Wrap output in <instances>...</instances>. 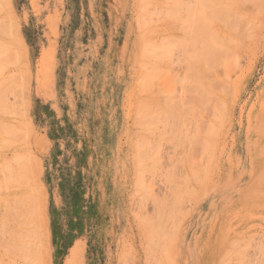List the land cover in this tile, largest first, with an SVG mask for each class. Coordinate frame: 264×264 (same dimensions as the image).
Here are the masks:
<instances>
[{"label":"rangeland","instance_id":"1","mask_svg":"<svg viewBox=\"0 0 264 264\" xmlns=\"http://www.w3.org/2000/svg\"><path fill=\"white\" fill-rule=\"evenodd\" d=\"M141 1L0 0V264H264V0ZM205 1L228 4L234 22L209 25L217 8ZM215 40L218 62L211 45L214 63L199 53L193 68ZM37 84L61 102L54 128L69 124L83 148L52 157L80 167L55 166L58 177L82 181L56 196L44 192V130L31 119Z\"/></svg>","mask_w":264,"mask_h":264},{"label":"crops","instance_id":"2","mask_svg":"<svg viewBox=\"0 0 264 264\" xmlns=\"http://www.w3.org/2000/svg\"><path fill=\"white\" fill-rule=\"evenodd\" d=\"M39 83V82H38ZM43 87L40 88L39 84L36 86V90L34 91V97H32L30 101V111H31V119L34 124V126L41 127L44 130L43 133V139H44V148L43 152L45 162L43 164V183L49 186V190L47 192L44 189V192L49 194L50 196H56L58 194V189H56L58 185L65 184V183H71V184H81L82 181L80 178H76L75 181L67 180L64 177H58L57 170L55 169V166L64 168L72 169L74 168V173L77 174L78 177H80V170H78V165L75 164L72 165H64L62 166V163L59 165H56L54 161L52 160V157H57V154H66L68 151L72 150L73 152L82 153L83 148L80 145L74 144V139H71L70 129L68 128L70 125L68 124L67 130L63 131V128H54L53 122L58 121L60 119V115L62 109H61V102L57 100V97L54 96L53 90L49 92V95H46V92L42 91ZM108 99V98H107ZM109 102H106L108 104ZM48 112V113H54V118H47L43 117L41 112ZM51 116V115H50ZM68 116V115H67ZM69 117V116H68ZM48 119L50 121H48ZM53 121V122H52ZM42 123V124H41ZM103 135V134H101ZM100 134L98 137L101 136ZM76 136V135H74ZM96 151L107 153L110 152V147L108 145L99 144L96 146ZM61 159V156L59 157ZM67 160V159H65ZM61 162V161H60ZM60 168V169H61ZM97 168L103 171L101 174L104 175L107 173L106 165H103L100 167V164L98 162ZM105 171V172H104ZM100 182V181H99ZM98 182V183H99ZM106 179V183H107ZM54 231V230H53ZM52 231V233H53ZM54 236V233L52 234ZM74 240L72 241L71 245L68 247L69 249L77 248L80 251V244H83V238L81 237L79 233L74 235ZM80 254V253H79ZM71 255V254H70ZM73 260H68L67 264H72ZM76 262V261H75Z\"/></svg>","mask_w":264,"mask_h":264},{"label":"bare ground","instance_id":"3","mask_svg":"<svg viewBox=\"0 0 264 264\" xmlns=\"http://www.w3.org/2000/svg\"><path fill=\"white\" fill-rule=\"evenodd\" d=\"M142 1H143V0H142ZM142 1H141V2H142ZM168 1H169V0H168ZM197 1H198V0H197ZM201 1H202V0H201ZM211 1H212V0H211ZM217 1L220 3V0H216V2H217ZM221 1H222V0H221ZM243 1H245V0H243ZM247 1H248V0H247ZM247 1H246V2H247ZM141 2H140V4H141ZM202 2H204V1H202ZM202 2H201V3H202ZM209 2H210V1H209ZM214 2H215V1L213 0V3H214ZM216 2H215V3H216ZM218 2H217V3H218ZM224 2H225V1H224ZM224 2H223V3H224ZM226 2H227V1H226ZM230 2H231V1H230ZM234 2H235V1H234ZM241 2H242V1H241ZM241 2H240V3H241ZM246 2H245V3H246ZM249 2H251V1L249 0ZM187 3H188V1H187ZM215 3H214V4H215ZM217 3H216V5H217ZM221 3H222V2H221ZM228 3H229V2H228ZM231 3H232V2H231ZM240 3H239V4H240ZM245 3H244V4H245ZM4 4H5V3H4ZM142 4H144V2H142ZM202 4H203V3H202ZM204 4H208V2L205 1ZM232 4H233V3H232ZM249 4H250V3H249ZM196 5H197V4H196ZM199 5H200V4H199ZM209 5L212 6V4H208V6H209ZM216 5H215V6H216ZM247 5H248V4H247ZM2 6H3V5H2ZM184 6H185V5H184ZM200 6H201V5H200ZM211 6H209V7H211ZM215 6L213 5L212 8H217V10L214 9L216 12H215L214 10H212V8H207V9H206V10L211 9L210 11H214L213 14H212V12L209 13V14H210L209 17H211L212 20H211V21H210V20L208 21L207 18H206V20L208 21V24H209V25H210L209 22L212 23L213 20H214V22H215V19H216V18L218 19V21H221V22H220L221 24H222L223 21L225 22V21L227 20V22H225V23L222 24V25L224 26V28H225V24H226V23L228 24V21H229V18H228V17H231V18L233 17V14H232V16H231V12H230V10L228 11V9L230 8V6H229V8H226V6L228 7V4H226V6H225V4H222L221 6H219L220 8H222V9H221V10H223L222 12H220V8L215 7ZM223 6H225V8H226V10H227V13H226L225 8L223 9ZM3 7H5V6H3ZM166 7H167V6H166ZM190 7H191V6H190ZM190 7L187 6V8H188L187 10H189ZM194 7H195V4H194ZM194 7L192 6V9H193ZM203 8H206V7L204 6ZM3 9H5V8H3ZM7 9H8V8H7ZM173 9H174V8H173ZM194 9H197V10H198V8H196V7H195ZM201 9H202V8H201ZM218 10H219V11H218ZM224 10H225V11H224ZM2 11H5V10H2ZM2 11H1V12H2ZM8 11H9V10H8ZM8 11H6V12H8ZM153 11H154V10H153ZM194 11H195V10H194ZM194 11H193V12H194ZM203 11H205V10H203ZM203 11H202V12H203ZM210 11L208 10L207 12H210ZM231 11H232V10H231ZM9 12H10V11H9ZM191 12H192V11H191ZM195 12H196V11H195ZM198 12H199V10L197 11V13H198ZM207 12H205V13L207 14ZM217 12H220V15H219ZM232 12H233V11H232ZM144 13H145V11H144ZM185 13H186V16H187V13H188V12H185ZM197 13H195V14H197ZM199 13H200V12H199ZM222 13H223V14H222ZM225 13H226L227 15H226ZM229 13H230V14H229ZM5 14H6V13H5ZM188 14H189V13H188ZM195 14L193 13L192 15L195 16ZM224 14L226 15V17H224V16H225ZM10 15H11V14H10ZM201 15H202V14H201ZM207 15H208V14H207ZM211 15H212V16H211ZM213 15H215V16H213ZM217 15H218V16H217ZM171 16H172V15H171ZM174 16H175V15H174ZM194 16H193V17H194ZM196 16L200 17L198 14H197ZM203 16H204V14H203ZM222 16H223V17H222ZM11 17H12V16H11ZM188 17H189V16H188ZM209 17H208V19H209ZM212 17H213V18H212ZM218 17H222L223 19L226 18V20H219L220 18H218ZM4 18L7 19L8 17H4ZM170 18H171V17H170ZM191 18H192V17H190V19H191ZM8 19H9V18H8ZM164 19H165V18H164ZM167 19H168V18H167ZM167 19H166V20H167ZM174 19H175V18H174ZM190 19H189L188 24H189V23H191V24H193V23L195 24V23H196V22H193L194 20H192V19H191L192 21L190 22ZM194 19H195V18H194ZM198 19H199V18H198ZM200 19H201V18H200ZM217 19H216V20H217ZM233 19H234V18H233ZM162 20H163V19H162ZM182 20H183V19H182ZM203 20H205V19H203ZM173 21H175V20H173ZM173 21H172V22H173ZM187 21H188V20H187ZM198 21H199V20H198ZM230 21H231V20H230ZM1 22H2V20H1ZM4 22H5V21H4ZM180 22H181V20H180ZM184 22H185V20H184ZM192 22H193V23H192ZM201 22H203V24H201ZM233 22H234V20H232L231 22H229V24H231V23H233ZM147 23H148V22H147ZM151 23H152V22H151ZM151 23L149 22L148 24H151ZM159 23H160V22H159ZM175 23H176V22H175ZM217 23H218V22H217ZM6 24H7V23H6ZM6 24H5V25L3 24V25L6 26ZM140 24H141V23H140ZM180 24H181V23H180ZM182 24H183V23H182ZM182 24H181V25H182ZM204 24H206L204 21H200V26H201V28L205 26ZM229 24H228V26H229ZM1 25H2V24H1ZM13 25H14L13 22H10V23H9V26H8V25H7V26H8L9 28H12ZM181 25H180V26H181ZM203 25H204V26H203ZM156 26H157V25H156ZM173 26H174V25H173ZM173 26H172V27H173ZM180 26H179V27H180ZM182 26H183V25H182ZM194 26H196V24H195ZM198 26H199V25H198ZM228 26H226V27H228ZM0 27H1V26H0ZM153 27H154V26H153ZM161 27H162V26H161ZM174 27H175V26H174ZM183 27H184V26H183ZM188 27H189V26H187V28H188ZM190 27H191V25H190ZM208 27H209V30H208L209 32L207 31V28H208ZM208 27L206 26V29H205V27H204V29H205L206 31H205V30H204V31H203V30H200L201 33H202V31H203V33H204V32H206L207 34L210 33L211 37H215V35H214L213 33L211 34L210 26H208ZM1 28H2V27H1ZM1 28H0V29H1ZM162 28H163V27H162ZM175 28H176V27H175ZM201 28H200V29H201ZM218 28H220V27H218ZM218 28H217V29H218ZM169 29H170V28H169ZM171 29H173V28H171ZM181 29H182V28H181ZM214 29H215V28H214ZM214 29H213V30H214ZM221 29H222V28H221ZM227 29H228V28H227ZM5 30H6V29H5ZM5 30H4V31H5ZM189 30H190V29H189ZM195 30H196V29H195ZM197 30H198V27H197ZM197 30H196V31H197ZM229 30H230V29H229ZM172 31H173V30H172ZM190 31H191V30H190ZM192 31H193V30H192ZM200 31H197V32L199 33ZM170 32H171V31H170ZM188 32H189V31H188ZM5 33H6V31H5ZM162 33H163V32H162ZM190 33H191V32H190ZM190 33L187 34V37H188V35H189V37H190ZM193 33H194V32H193ZM0 34H2V33L0 32ZM165 34H166V33H165ZM191 34H192V33H191ZM199 34H200V33H199ZM199 34H198V35H199ZM3 35H5V34H3ZM148 35H150V34H148ZM193 35H196V34H193ZM200 35H201V34H200ZM204 35H205V34H203L202 36H204ZM210 35H207V36H206L207 38H206L205 36H204L203 38H200L201 41H202V39H203V42H204V43L202 42L203 44L200 42V40H199V42H200L203 46H205L204 44H206V43H205V40H206V39L208 40V39L210 38L211 40H213V38H211ZM220 36H221V35H220ZM1 37H3V36H1ZM162 37H163V36H162ZM164 37H166V36L164 35ZM189 37L186 38V39H189ZM195 37H196V36H195ZM195 37L193 36V37H191V38H195ZM218 37H219V36H218ZM218 37H216V38L220 41V37H219V38H218ZM216 38H215V39H216ZM204 39H205V40H204ZM210 39H209V40H210ZM218 40H215V41H214L215 43L213 42V44H209V42H210V41H209V42L207 43V45L209 46V49H210L211 47L213 48V47H214V44H216ZM221 40H222V39H221ZM20 41L22 42V40H20V36H19L18 33H17V35H16V39H15V42H16L17 45H20V48H21L20 53L22 54V51H23V50L25 51V47H24V44L21 43ZM192 41H194V39H191V41H187V42H188V43H189V42L192 43ZM1 43L3 44V42H1ZM151 43H152V42H151ZM193 43H194V42H193ZM148 44H149V43H148ZM153 44H154V43H153ZM189 45H190V47L188 48V50H189L191 47H193V45H191L190 43H189ZM194 45H195V44H194ZM199 45H200V44H199ZM199 45H198V46H199ZM202 45L199 46L200 48H197V47H196V48L198 49V53H196L197 50L195 49V50H196L195 54H196V55H199V57H197V56L195 57V58L197 59V60H195V61H198V62H195L194 67H193V60H194V59L191 61L190 65L192 64L191 67H193V68H196L199 64H202L201 61H200V63H199V60H201V57H200V54H199V53H202V55H205L204 57H202V58H203L202 61H203L204 59H206V60H204L205 62L203 61V62H204V63H203L204 66H205L206 62H208V63L211 65V62L214 63L213 61L216 60L215 62H218V60H219V58H217V57H219V55H217V54H218V52H217V51H218V50H217L218 48H217V49H216V48H213V49L216 50L217 53H216L212 48L210 49V52H209V50L205 51V50H206L205 47H204V49L202 48V50H204L205 52L202 51V50L199 52V49H201V46H202ZM211 45H213V46H211ZM147 46H148V45H147ZM150 46H151V45H149V47H150ZM153 46H154V45H152L151 47H153ZM210 46H211V47H210ZM206 47H207V46H206ZM215 47H216V45H215ZM10 48H11V47H10ZM15 48H16V47H15ZM17 48H18V47H17ZM207 48H208V47H207ZM0 49H1V48H0ZM3 49H5V48H3ZM154 49H155V48H154ZM151 50H152V49H151ZM211 50H212V51H211ZM26 51H27V50H26ZM159 51H160V50H158V52H159ZM189 51H190V50H189ZM213 51H214V56H215V54H216L217 57L215 56L216 58H215L213 61L210 62V59H209V58H210V57H211V58L213 57V56H212V55H213V53H212ZM49 52H50V51H49ZM49 52H47V53H45V54L42 55V59H41V61H40L41 64H44V63L46 62V60H47V56H48ZM154 52H156V51H154ZM193 52H194V50H193ZM193 52H191V53H193ZM7 53H8V52H7ZM11 53H12V51H11ZM15 53H16V52H15ZM18 53H19V52H18ZM207 53H208V56H206ZM209 53H210V56H209ZM219 53H220V52H219ZM2 54H3V53H2ZM21 54H20V55H21ZM23 54H24V53H23ZM147 54H148V53H147ZM152 54H153V53H152ZM152 54H149V55H152ZM159 55H160V54H159ZM191 55H192V54H191ZM202 55H201V56H202ZM21 56L23 57V55H21ZM192 56H194V55H192ZM192 56H191V57H192ZM147 57H148V56H147ZM207 57H209V58H207ZM160 58H161V57H160ZM160 58H159V61H161ZM198 58H199V60H198ZM150 59L153 60V57L150 58ZM150 59H148V60L150 61ZM4 60H5V59H4ZM208 60H209V61H208ZM5 61H6V60H5ZM157 61H158V60H157ZM162 61H163V60H162ZM162 63H164V61H163ZM196 63H199V64H196ZM160 64H161V63H160ZM215 64H217V63H215ZM3 65H4V64H3ZM195 65H197V66L195 67ZM0 66H2V65H0ZM4 66H6V64H5ZM152 66H153V65H152ZM208 66H209V65L206 64V67H208ZM153 67H156V66H153ZM157 67H158V66H157ZM162 67H164V66L162 65ZM191 67H190V68H191ZM213 67H214V65H212L211 68H207V69H209V71H211V69H213ZM193 68H191V69H192L191 71L195 70V69H193ZM1 69H3V68H1ZM197 70H198V68H197ZM195 71H196V70H195ZM195 71H194V72H195ZM0 72H1V71H0ZM196 72H197V71H196ZM27 74H29V73L27 72ZM192 75H193V74H192ZM155 78H156V77H155ZM152 92H153V91H152ZM154 94H156V93H154ZM154 100H155V99H154ZM157 100H158V99H157ZM147 102H148V101H147ZM151 102H152V101H151ZM178 115H179V114H178ZM180 115H181V114H180ZM192 143H193V142H192ZM193 145H195V141H194V144H193ZM193 148H194V147H193ZM192 150H193V149H192ZM193 152H194V151H193ZM191 153H192V152H191ZM190 160H191V159H189V162H190ZM189 165H190V163H189ZM17 167H18V166H17ZM18 172H19V171H18ZM18 176L20 177V174H18ZM4 177H5V176H4ZM148 180H149V179H148ZM180 184H181V183H180ZM11 185H13V184H11ZM15 185H16V184H14V186H15ZM8 186H9V185H8ZM18 186H20V185H18ZM5 187H6V188H9V187H7V186H5ZM10 187H11V186H10ZM20 188H21V186H20ZM20 188H19V189H20ZM138 188H139V187H138ZM138 188H137V189H138ZM181 188H182V186H181ZM11 189H12V187H11ZM14 189H15V188H14ZM14 189H12V190H14ZM182 189H183V188H182ZM1 190H2V189H1ZM17 190H18V189H17ZM19 192H20V191H19ZM19 192H18V193H19ZM16 193H17V192H16ZM30 193H31V192H30ZM31 195H32V194H31ZM174 196H175V195H174ZM17 198H18V197H17ZM19 198H20V197H19ZM22 198H24V197L22 196ZM27 198H28V197H27ZM27 198H26V199H27ZM13 199H15V197H14ZM21 200H22V199H21ZM27 200H28V199H27ZM178 200H181V199H179V197H178ZM22 201H24V200H22ZM25 201H26V200H25ZM25 201H24V203H22V204H25ZM9 202H11V204L13 205V210H14V207H15V203H13L14 201L12 202L11 200H10V201L8 200V204H9ZM30 202H31V200H30ZM32 203H33V202H32ZM177 203H178V202H177ZM20 204H21V203H20ZM2 205H3V204H2ZM12 205H10V206L12 207ZM16 206H17V205H16ZM20 206H22V205H20ZM28 206H30V205H28ZM7 207H8V205H7ZM22 207H24V206H22ZM22 207H21V208H22ZM32 207H33V206H32ZM164 208H165V207H164ZM18 209H20V207H19ZM27 210L29 211V209H27ZM162 210H163V209H162ZM28 211H27V212H28ZM36 211H37V210H36ZM166 211H167V210H166ZM8 212H10L9 209H8ZM22 212H23V211H22ZM37 212H38V211H37ZM4 213H5V212H4ZM31 213H35V212H31ZM31 213H30V214H31ZM38 213H39V212H38ZM170 213H171V212H170ZM1 214H2V213H1ZM35 214H37V213H35ZM35 214H34V215H35ZM15 215H16V214H15ZM23 215H25V214H23ZM7 216H8V215H7ZM28 216H29V215H28ZM30 216H31V215H30ZM41 216H42V215H41ZM17 217H21V216H19V214H18ZM32 217H33V216H32ZM36 217H37V216H36ZM34 218H35V217H34ZM27 219H28V221H30V222L33 223V221H31L32 219H31V220H30L29 218H27ZM17 220H18V218L16 219V221H17ZM19 220H22V219H19ZM10 221H11V220H10ZM13 221H14V219H13ZM22 221H23V220H22ZM25 221H27V220L24 218V222H25ZM28 221H27L26 224L29 223ZM18 222L22 223L21 221H18ZM10 223H11V222H10ZM32 223H29V224H32ZM16 224H17V223H16ZM26 224H25V225H26ZM42 224H43V221H42ZM23 225H24V224H23ZM34 225H35V224H34ZM37 225H38V224H37ZM5 226H6V225H5ZM20 226H21V225H20ZM29 226H30V225H27V227H29ZM32 226H33V225H32ZM41 226H42V225H41ZM7 227H9V226H7ZM18 227H19V226H18ZM21 227H23V226H21ZM24 227H25V226H24ZM24 227H23V229H24ZM42 227H43V226H42ZM35 228H36V227H35ZM10 229H11V228H10ZM26 229H27V228H26ZM33 229H34V228H33ZM38 229H39V228H38ZM7 230H8V229H7ZM7 230H6V231H7ZM17 230H18V229H17ZM27 231H28V230H27ZM27 231L24 232V233H27ZM36 231H37V230H36ZM41 231H42V230H41ZM39 232H40V231H39ZM2 233H3V232H2ZM5 233H6V232H5ZM16 234H17V232H16ZM18 234H19V233H18ZM18 234H17V237H19V240H18V245H17V247L19 248V250H22V251H23V249H25L26 252H28V251H27L28 248L26 247V246L28 245V243H27V244L24 243V242L27 241V240L24 241L25 237H23V239H22V237H21L22 235L20 234V235H21V236H20V235H18ZM27 234H29V232H28ZM32 234H33V233H32ZM43 234H44V229H43ZM7 235H9V234H7ZM25 235H26V234H25ZM240 235H241V234H240ZM0 236H1V234H0ZM14 236H15V235H14ZM31 236H32V235H31ZM2 237H3V236H2ZM11 237H12V236H11ZM37 237H38V236H37ZM34 238H36V237H34ZM26 239H27V235H26ZM28 239H30V238H28ZM31 239H33V236L31 237ZM38 239H39V237H38ZM38 239H37V240H38ZM259 239H260V238H259ZM37 240H36V241H37ZM250 240H251V239H250ZM4 241H5V240H4ZM4 241H3V242H4ZM6 241H7V240H6ZM30 241H32V240H30ZM34 241H35V240H34ZM36 241H35V242H36ZM253 241H254V239H253ZM260 241H261V240H260ZM1 242H2V241H1ZM4 243H5V242H4ZM16 243H17V242H16ZM12 244H13V243H12ZM32 244H33V243H32ZM248 244H249V242H248ZM248 244L246 243V244H244V245H242V246H247ZM258 244H259V243H258ZM262 244H263V243H262ZM2 245H3V244H2ZM9 245H11V244H9ZM15 245H16V244H15ZM234 245L236 246V243L233 244V245L231 244L230 247H233V248H234ZM237 245H238V244H237ZM239 245H241V244H239ZM249 246H250V245H249ZM255 246H257V245L255 244ZM260 246H261V242H260ZM8 247H9V246H8ZM8 247L5 245L6 251H7V248H8ZM12 247H13V246H12ZM12 247H11V248H12ZM17 247H16V248H17ZM238 247H239V246H238ZM258 247H259V246H258ZM262 247H263V246H262ZM26 248H27V249H26ZM29 248H30V246H29ZM233 248H232V249H233ZM239 248H240V247H239ZM239 248H238V249H237V248H234V249H235V250H236V249L239 250ZM245 248H247V247H245ZM8 249H9V248H8ZM12 249H15V247L12 248ZM28 250H29V249H28ZM241 250H243V252L239 250L240 252H237V251H236V253H238V254H239V253H243V254H244L245 250L242 249V248H241ZM257 250H258V249H257ZM261 250L264 251V247H263V248H260V251H261ZM9 251L11 252L10 249H9ZM13 251H14V253H16L15 250H13ZM260 251H259V252H260ZM10 252H9V253H10ZM23 252H24V251H23ZM231 252H232V251H231ZM256 252H257V251H256ZM14 253H13V254H14ZM18 253H19V252H18ZM232 253H235V252H232ZM232 253H230V256L232 255ZM245 253H247V252H245ZM257 253H258V252H257ZM260 253H261V252H260ZM16 254H17V253H16ZM24 254H25V253H24ZM26 254H27V253H26ZM29 254H30V253H29ZM238 254H236V256H239ZM248 254H249V253H248ZM262 254H263V252L261 253V255H262ZM226 255H227V254H226ZM234 255H235V254H234ZM249 255L251 256L252 254L250 253ZM258 255H259V254H258ZM263 255H264V254H263ZM19 256H20V255H19ZM21 256H22V255H21ZM27 256H28V255H27ZM30 256H31V255H30ZM240 256H241V255H240ZM242 256H243V255H242ZM245 256H246V254H245ZM24 257H25V256H23V258H24ZM225 257H226V256H225ZM232 257H233V256H232ZM260 257H262V256H260ZM23 258H22V259H23ZM25 258H27V257H25ZM25 258H24V259H25ZM31 258H32V257H31ZM226 258H228V257H226ZM230 258H231V257H230ZM231 259H232V258H231ZM238 259H239V258H237V261H239ZM253 259H254V258H253ZM255 259H257V258H255ZM255 259H254V260H255ZM26 260H27V259H26ZM219 260H220V259H219ZM232 260H233V259H232ZM243 260H244V259H243ZM245 260H246V259H245ZM248 260H249V259H248ZM257 260H258V259H257ZM261 260H263V259H261ZM27 261H28V260H27ZM226 261H228V260H226ZM229 261H230V260H229ZM249 261H250V260H249ZM249 261H248V262H249ZM255 261H256V260H255ZM28 262H30L29 264H32V259H31V261L29 260ZM234 262H235V261H234ZM256 262H257V261H256ZM228 263H229V262H228ZM240 263H241V262H240ZM258 263H260V262H258ZM225 264H226V263H225ZM250 264H252V263L250 262ZM253 264H255V263L253 262ZM261 264H263V263H261Z\"/></svg>","mask_w":264,"mask_h":264}]
</instances>
